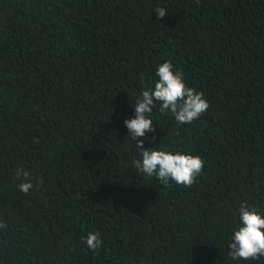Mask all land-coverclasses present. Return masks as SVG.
Returning <instances> with one entry per match:
<instances>
[{
	"label": "trees",
	"instance_id": "1",
	"mask_svg": "<svg viewBox=\"0 0 264 264\" xmlns=\"http://www.w3.org/2000/svg\"><path fill=\"white\" fill-rule=\"evenodd\" d=\"M167 61L210 107L157 103L141 139L200 156L191 187L141 174L124 124ZM245 201L264 214V0H0V264H264L228 255Z\"/></svg>",
	"mask_w": 264,
	"mask_h": 264
},
{
	"label": "clouds",
	"instance_id": "2",
	"mask_svg": "<svg viewBox=\"0 0 264 264\" xmlns=\"http://www.w3.org/2000/svg\"><path fill=\"white\" fill-rule=\"evenodd\" d=\"M158 20H162L167 11L163 7L155 9ZM153 87L142 91L135 102V117L126 119L124 124L130 133V139L136 141L141 159L134 160L135 168L148 177L156 176L162 184L174 181L178 185L191 187L204 170V161L198 155L171 152L167 150L145 149L144 140L147 133L154 132L155 127L148 116L157 103L161 113L171 112L180 125L191 124L199 119L210 107L204 94L194 87H189L180 71L174 70L171 61L160 64L156 69ZM17 178H23L19 190L28 194L35 186L29 182V173L17 169ZM240 226L229 242V257L233 260L259 259L264 256V214L247 201L240 205ZM6 225L0 222V228ZM88 249L95 251L102 246L99 233L90 232L82 237Z\"/></svg>",
	"mask_w": 264,
	"mask_h": 264
}]
</instances>
